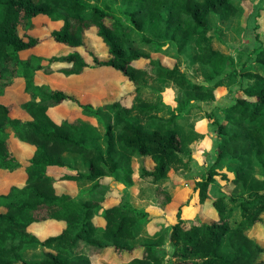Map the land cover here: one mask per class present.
Masks as SVG:
<instances>
[{
    "label": "trees",
    "instance_id": "obj_1",
    "mask_svg": "<svg viewBox=\"0 0 264 264\" xmlns=\"http://www.w3.org/2000/svg\"><path fill=\"white\" fill-rule=\"evenodd\" d=\"M243 12L244 0H0V85L3 90L24 78L29 96L21 116L12 115V104L0 102V169L15 172L24 164L11 136L35 147L24 167L25 184L0 192V264H94V256L109 250L132 257L103 264H264V245L251 235L264 222V43L251 64L241 65L213 44L214 32L239 24ZM39 16L62 22L51 36L70 52L21 55L42 42L28 32ZM91 29L106 46L105 58L89 51L90 61L82 53ZM172 43L176 62L165 64L155 55L170 57L166 45ZM189 47L203 81L181 67V54ZM140 60L141 67L135 64ZM93 67H111L134 83L131 102L85 103L36 81L38 72L76 77ZM238 78L249 80L241 84L242 94L221 103L218 88ZM149 82L176 87L179 105L161 113V104L143 95ZM196 102H214L224 114L204 113ZM63 103L77 105L79 113L57 120L52 110ZM107 112L103 128L79 118ZM206 114L217 134V158L195 189L201 203L213 199L209 219H185L180 206L166 236L163 231L157 241L136 242L149 210L126 197L111 203L106 179L136 185L139 199L165 209L173 201L168 173L191 165L189 143L201 136L195 126ZM52 166H68L74 173L56 178L49 173ZM218 175L231 191L213 198L210 187ZM58 180L84 189L59 193ZM50 220L64 227L42 237L34 227ZM165 243L173 247L171 253ZM30 246H40L41 257L28 259L24 252Z\"/></svg>",
    "mask_w": 264,
    "mask_h": 264
},
{
    "label": "rangeland",
    "instance_id": "obj_2",
    "mask_svg": "<svg viewBox=\"0 0 264 264\" xmlns=\"http://www.w3.org/2000/svg\"><path fill=\"white\" fill-rule=\"evenodd\" d=\"M263 10L264 0H244V12L241 22L239 24L234 22V25L229 26L230 28L224 32H214V46L233 55L240 65L245 63L251 64L255 58V49L261 45L262 41L264 43ZM34 23L35 26L28 32L31 35L40 37L42 42L33 49L23 51L21 54L23 57H27L31 54L50 57L52 55L70 52L71 49L69 47L58 44L51 36V32L59 28L62 22H55L45 16H39L34 19ZM134 35L137 37L139 36L135 33ZM258 39L261 40V42L258 41ZM166 49L169 51L170 57L165 55L155 56H161L165 64L173 65L176 62V58H173L177 53L176 45L173 43L166 45ZM89 51H94L100 58H105L107 56L106 46L96 35L95 29H91L87 32L86 46L82 48V53L91 61L92 58L88 53ZM135 64L141 67L144 61L140 60L135 62ZM240 65L238 66L239 68L241 67ZM181 67L191 73L196 81H203L202 77L198 76L197 67L192 63L190 47L185 49L181 54ZM14 81L13 85L3 90L0 85V102L12 104V115L21 116V104L27 101L29 96L25 91V79L20 77ZM36 81L38 83H49L55 88L64 89L66 92L76 95L81 101L85 103L91 102L93 104L113 102L118 99H123L124 102L130 103L132 100L131 92L135 87L134 83L129 82L127 78L111 67L87 68L83 74L76 77H65L60 73L45 75L38 72L36 74ZM150 82L149 86L143 89V95L150 101L159 102L164 109L161 113L166 114L170 108H176L179 105L176 87L168 86L165 89H161L159 86ZM227 82H229V79H227ZM247 83H249L247 78H238L235 82L218 88L217 94L219 101L221 103L233 101L237 94H242L240 90L241 84ZM196 105L202 106L204 113H206V111L215 113V110L219 109L214 102H196ZM79 111L80 108L77 105L63 103L55 107L52 110V114L59 120L63 118H74ZM222 113L224 114V112ZM215 114L221 115V117L223 116L219 111ZM79 118L89 120L98 127L103 128L105 122H108L110 115H108L107 112L103 117L96 118L93 115L81 113L79 114ZM197 119L196 126L201 132L197 130L196 126L195 129L201 136L189 143V148L192 151L193 157L190 162L191 165H186L180 172H177L174 168L170 169L168 173L169 179L166 185L173 194V201L165 209L160 208L153 202L139 199L137 196L138 190L135 187H126L123 184L115 182V180L110 177L106 179L112 187L111 191L108 193L111 197V203L119 202L122 200V197H126L130 198L135 205L145 207L149 210L150 220L143 224L142 231L136 242L148 240L157 241V238L163 231H165L164 235L166 236V228L171 223L176 222L177 211L180 206H182V216L185 219L193 220L199 217L209 219L213 199H208L204 204L201 203L198 190L195 189V184L207 174L208 170L216 161L217 134L214 130L212 120L207 114ZM10 143L15 154L24 164L15 172H8L0 169L1 193L7 192L12 185L23 186L25 184L26 172L24 167L28 165V160L33 156L35 151L34 146L23 143L18 139L16 140L12 136L10 137ZM137 162L135 163L136 168L138 165ZM148 163H152L150 158H148ZM149 166L151 165L149 164ZM226 167L229 169L228 166ZM67 168L68 167L61 168L52 166L49 168V173L60 178L65 174H70L67 173ZM72 173H74V171ZM138 175L139 173L135 175V179L137 180L140 179ZM231 175L233 176V174ZM58 185L60 191H68L73 194H78L84 189L79 188L75 182L69 180H63L59 182ZM230 191L231 186H228L226 181L219 175L210 187V193L213 198L221 193H229ZM55 224L58 226L61 225L59 222H49L46 225L44 223L39 224L36 228L38 232H41L40 229L44 231L42 237H45L47 234L58 233V228L52 227ZM46 226L48 230H46ZM251 235L255 236L256 239L264 245V222L255 225L251 230ZM163 247L170 253L173 251V247L169 243H165ZM41 253L42 248L40 246H30L24 252L25 256L30 260L38 259L41 257ZM131 257L132 254L119 257L109 250L104 256H94L93 263L103 264L109 261L129 260Z\"/></svg>",
    "mask_w": 264,
    "mask_h": 264
},
{
    "label": "crops",
    "instance_id": "obj_3",
    "mask_svg": "<svg viewBox=\"0 0 264 264\" xmlns=\"http://www.w3.org/2000/svg\"><path fill=\"white\" fill-rule=\"evenodd\" d=\"M263 12H264V10H263ZM263 42V41H262ZM217 111H219V113L220 114H223L222 113V111L220 110V108L218 109V110H215V113L217 112ZM218 115V114H217ZM219 117H221V115H218ZM62 119H59V121H61ZM196 128H197V130L199 131V132H201L199 129H198V127L196 126ZM138 160H134V162H133V165H134V167L136 166L135 165V163L137 162ZM137 168H136V170H137V172H136V174H138V170H139V166H140V163H139V161L137 162ZM58 167H61V168H64V167H68V166H58ZM73 172V169H71L70 167H68L67 168V173H72ZM135 174V175H136ZM135 175H134V179H135ZM139 176V175H138ZM56 178H59V177H57V176H55ZM136 181H138L137 179H135ZM61 181H63V180H58L57 182H56V187H57V190H58V192L59 193H61V192H64V191H60L59 190V185H58V183L59 182H61ZM115 182H117V183H120V184H123V183H121V182H118V181H115ZM124 185V184H123ZM131 187H135L137 190H138V188H137V186L136 185H133V186H131ZM138 192V191H137ZM49 222H57V221H54V220H50V221H46V222H43L45 225L46 224H48ZM43 223H41V224H43ZM38 226H39V224H38ZM51 226V225H50ZM37 227V226H36ZM36 227H34V229H35V231L39 234V235H42V233H44V231H42L41 229H40V231L41 232H38L37 231V228ZM52 227H54V228H58V232H60L61 231V229H63V227H64V225H62V223H61V225L60 226H58V225H54V226H52ZM46 230H48L47 229V226H46ZM46 232V231H45ZM96 256H100V255H96ZM94 259V258H93Z\"/></svg>",
    "mask_w": 264,
    "mask_h": 264
}]
</instances>
